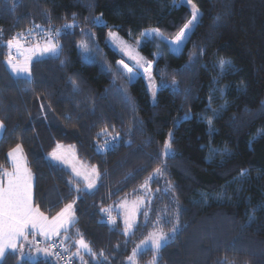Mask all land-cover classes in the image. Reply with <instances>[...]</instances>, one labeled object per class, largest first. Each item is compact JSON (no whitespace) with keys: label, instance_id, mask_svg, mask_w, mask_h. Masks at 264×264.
I'll list each match as a JSON object with an SVG mask.
<instances>
[{"label":"trees","instance_id":"16d2710c","mask_svg":"<svg viewBox=\"0 0 264 264\" xmlns=\"http://www.w3.org/2000/svg\"><path fill=\"white\" fill-rule=\"evenodd\" d=\"M193 2L200 20L180 51L158 37L139 47L154 62V104L142 76L129 82L109 69L121 55L106 36L115 29L135 41L148 28L174 36L191 18L187 4L0 0V169L10 168L8 153L19 144L34 175V205L53 216L74 203L67 251L82 236L91 252L71 264H131L135 243L161 215L170 222L159 226L170 230L177 207L173 238L159 251L139 252L137 264H264V0ZM38 27L62 29L55 36L60 56L34 60L31 81L17 78L6 63L7 42ZM225 58L232 68L221 75L217 63ZM169 133L171 157L164 154ZM106 141L111 145L99 150ZM59 142L75 145L78 157L96 166L94 189L47 158ZM157 167L164 175L150 182L151 198L126 236L120 218L110 224L102 209L137 195ZM52 248L63 252L59 243ZM55 255L32 261L9 251L0 264H58Z\"/></svg>","mask_w":264,"mask_h":264},{"label":"snow or ice","instance_id":"6c2138e0","mask_svg":"<svg viewBox=\"0 0 264 264\" xmlns=\"http://www.w3.org/2000/svg\"><path fill=\"white\" fill-rule=\"evenodd\" d=\"M184 3L191 5V19L180 29L179 34L177 35L174 41H170V45L173 48V51H180L181 46L190 38V33L194 30L196 25L200 20V10L197 5L193 2V0H183ZM95 22H99V19ZM65 27H72L71 25H66ZM110 36H114V34L110 33ZM145 35H155L159 36V30L154 29L152 32L145 33ZM55 37L50 40H47L43 46L37 45L36 48L39 49L40 55L48 54L53 58L58 59L61 53V46L54 43ZM140 42L137 41V44ZM7 46L9 49L16 46L19 47V42L14 40H9L7 42ZM33 52L36 49L32 50ZM129 55L130 59H136L134 56H131L129 53H125ZM31 62V56L25 59L23 64H18L13 62V58L11 54L8 56L7 63L11 66L12 72L16 74L17 78L24 77L28 81H31V69L29 64ZM63 64V61L61 62ZM122 65V70H126L128 75V80L131 82L133 79V70L129 68L127 64L123 62V60L118 62ZM137 65H139V61H137ZM142 66V65H141ZM217 67L220 70V74L223 75L229 69L232 68V62L229 59H221L218 61ZM191 69V64L187 66L186 70ZM147 72L148 69L146 68ZM73 84L76 83L75 80L72 81ZM160 87L167 88L169 85L162 81ZM174 91H179L178 83L173 76L172 85ZM157 89H152L153 103H156ZM187 115L185 116V119ZM211 124V121H209ZM0 130H4V125L0 122ZM113 139H116L115 137ZM108 145H105V149H107ZM22 153L21 145H16L11 152L8 153V157L11 158V163L13 165V170L11 172L4 171L0 169V261L4 259L6 254H8V250L11 249L12 253L17 251L20 252L21 256L23 253V245L18 247L17 241L20 239H27V234L30 229L39 230L40 234L46 237L58 236L61 234L62 229H66L67 225H70L74 221V215L72 214L73 204H67L56 216L52 217L51 220L47 216L44 215L43 212L40 211L38 206H35L33 203V193H32V180L33 174L31 170L26 166L24 157L22 155H18ZM164 154L171 157L174 155L172 152V133H169V139L164 143ZM53 161L60 160L61 157L57 155L56 152L50 154ZM165 168L157 167L154 169L153 174L148 177V180L142 185L143 188L147 189L149 182L153 181L157 177H162L165 172ZM244 173H242L243 175ZM80 173H77L79 176ZM96 179H99V173H95ZM6 178V182L5 179ZM89 189L95 188L96 185L93 181H89L87 184ZM171 190L170 182L169 187L163 189V191L167 192ZM77 192L80 189H76ZM157 191H161V189H157ZM103 211V210H102ZM179 207L175 210V221L176 223L173 225L172 233L178 230L179 227ZM145 216L148 213H144ZM161 221L170 222L166 215H161L157 217V223ZM114 223V221H113ZM125 232L131 228H133V223L129 222V220H125ZM170 239V236L160 232L155 234L151 238V246L156 251H159L164 243ZM80 248L91 251L89 245L84 241L81 237L76 242ZM47 251V250H45ZM153 264H156L155 259L153 260Z\"/></svg>","mask_w":264,"mask_h":264},{"label":"rangeland","instance_id":"374dc122","mask_svg":"<svg viewBox=\"0 0 264 264\" xmlns=\"http://www.w3.org/2000/svg\"><path fill=\"white\" fill-rule=\"evenodd\" d=\"M178 1L184 3L183 0H178ZM188 6L191 10V5H188ZM67 25H71V24H67ZM40 28H44V27H40ZM67 28H70V27H67ZM154 29H156V28L145 29L143 35L135 41L126 39L125 37L120 35L119 32L115 29H109L107 36H106L108 44L111 47H113V49L117 50L121 55V58L116 61V64L114 66L108 65L109 69H111L115 73L119 72V74H122L128 78L129 74L127 73L126 70H122V65H120L118 63L119 61L123 60V62L125 64H127L129 68H132V70H133L134 75H133L132 80L136 79L139 76H142L144 78V80L146 81L148 90L151 94L152 99H153L152 89L156 88L158 90V84H157V82L154 78V74H153L154 62L152 60H150L149 58H147L144 54H142L139 47L141 46V44L146 39L158 37L160 39L158 41L160 45L164 44L167 47L169 45L170 49L173 50V48L169 42L174 41L180 32V30H179L174 36H166L159 30V33H160L159 36L145 35V33L152 32V30H154ZM48 30L50 32L49 36L44 38L43 40H37L36 39V40L28 41V40H22V39H15L18 37H22V35L24 33L18 34L12 40L18 41L19 47L14 46L11 49H9L7 46L8 56H9V54H11V56L13 58V62L18 63V64H23L25 62V59L27 57L31 56V62L29 64V67L31 69V63L34 60L49 56L48 54L40 55L39 49L36 48L37 45L43 46L47 40L52 39L53 37L56 36V34H58V33L55 34V32H53V30H51V29H48ZM110 33L114 34V36H110L109 35ZM137 41H139L140 43L137 44ZM53 42L59 45L56 37H55ZM183 45L181 46V48L183 47ZM79 47L82 50L84 49L83 44H80ZM33 49H36V51L33 52L32 51ZM125 53H129L131 56H134L136 59H130L129 55H126ZM159 54H160V52L157 51L155 53V56L158 57ZM8 56L6 58V63L8 60ZM137 61H139V65H137ZM7 66L10 69L11 73L16 76V74H14L12 72L11 66L8 63H7ZM146 68L148 69L147 72L145 71ZM53 152H56L57 155L61 157V159L57 160V161H53L51 158V155H50ZM18 155H22V153H20ZM47 158L50 161L57 163V164H60L64 168L68 169L71 172V174L75 177V179L82 183V185H81L82 188H84L86 190L94 189V188L89 189L87 187V184L89 181H93L95 183V185L97 186L98 179H96L95 173L98 171H97L96 166L90 165L87 162H85L84 160L80 159L76 153L75 145L59 142L53 147L52 150H50L48 152ZM24 160L26 163L25 157H24ZM10 164H12V163L10 162ZM26 166L28 167L27 163H26ZM3 169L6 170V169H9V167H5ZM77 173H80V175L77 176ZM147 180H148V178L144 181V183L142 185H144ZM33 182H34V175H33V180H32V193H33ZM150 182H149L147 189L143 188L141 185L139 188L140 192L137 195L125 196V197L121 198L119 201H117L116 203L111 204L107 207H104L102 209L103 210L102 211V218L110 224H115L117 222L118 218H120V220L123 224V232L125 233L126 236H130L133 233L136 226L129 229L126 233L125 232V227H126L125 220H129V222L133 223L134 225H137L139 214H140L141 210L144 208L146 203L151 198ZM68 204H70V203H68ZM71 204H73L72 214L74 215V221H75V219H76L75 206H74V203H71ZM66 205H64L61 209H63ZM61 209H60V211H61ZM60 211H58L57 213H59ZM57 213L53 216H48L46 214H44V215L47 216L49 218V220H51V218L56 216ZM74 221H73V223H74ZM113 221H114V223H113ZM72 224L67 225L66 229H62L60 235L53 236V237H46V236L40 234L39 230H32L31 235L30 236L27 235V239L24 241V246L27 248L25 253L23 251L24 257H27L28 259H30L32 261H36L39 258H47L51 254H56L57 256L55 255V258H56V261L58 264H71L72 262L70 263V259H72V258L73 259L77 258V259H79L78 261H80V262L85 261V259H84L85 254H87L91 251L80 248L79 245L76 243L79 239H81L82 236H76L73 240L74 241L73 245L76 246L75 249L73 251H69V250L67 251V247H69V246H67V239L69 238L70 234L66 233L65 231L68 230ZM159 225H160L159 223H156L155 226L149 231V233L145 237L139 239L135 243L134 249L129 256L131 264H137L136 256L138 255L139 252H141L147 248H152L151 238L155 234L163 232V233L169 235L170 239L173 238V236H174V234L172 233L173 227H171L170 230H164ZM84 241L88 244V242L85 239H84ZM55 242H58L61 245V247L64 250L63 252L59 253L58 250H54L56 252V253H54V251L52 250L53 249L52 244H54ZM89 248H90V246H89ZM45 250H47V251H45ZM48 252H49V254H48ZM66 252H67L68 261L66 258H63L60 256L61 254L62 255L66 254Z\"/></svg>","mask_w":264,"mask_h":264},{"label":"built area","instance_id":"2783aa9c","mask_svg":"<svg viewBox=\"0 0 264 264\" xmlns=\"http://www.w3.org/2000/svg\"><path fill=\"white\" fill-rule=\"evenodd\" d=\"M51 29V28H50ZM53 30V32L56 33H59L62 29L61 28H56V29H51ZM49 30L46 29V28H35V29H31L30 31L24 33L22 35V37H18L17 39H22V40H43L44 38L48 37L49 36ZM2 38V32L0 31V39ZM111 141H106V143H99L98 144V149L99 150H103L105 148V145L107 144L108 146L111 145L110 143ZM56 245H58V242H55L54 244H52L53 247H56Z\"/></svg>","mask_w":264,"mask_h":264},{"label":"crops","instance_id":"0c3cea01","mask_svg":"<svg viewBox=\"0 0 264 264\" xmlns=\"http://www.w3.org/2000/svg\"><path fill=\"white\" fill-rule=\"evenodd\" d=\"M15 39H17V38H15ZM0 122H2L1 120H0ZM2 134H3V130H0V136H2ZM15 148V147H14ZM13 148V149H14ZM22 148V147H21ZM12 151V149L10 150V152ZM22 156H24L25 157V155H24V153H23V149H22ZM26 158V157H25ZM9 160H10V162H11V158L9 157ZM26 163H27V160H26ZM27 165H28V163H27ZM28 168H29V166H28ZM30 169V168H29ZM4 171H8V172H11L12 170H13V165L11 164V166H10V168L9 169H3ZM5 179V182H6V178H4ZM31 232H32V229H30L29 230V232H28V234L27 235H31ZM24 239H20V240H18L17 241V245H18V247L20 246V245H23V251H24V253H25V251L27 250V248L24 246ZM65 249V248H64ZM9 251H12L11 249H9L8 250V252ZM62 251H64V250H62ZM19 252V251H18ZM67 253V252H66ZM48 254H49V252H48ZM47 254V255H48ZM23 258H27V257H24V255L22 256Z\"/></svg>","mask_w":264,"mask_h":264}]
</instances>
